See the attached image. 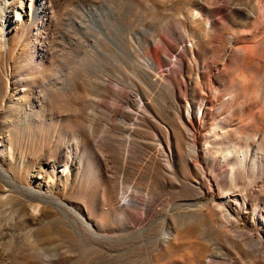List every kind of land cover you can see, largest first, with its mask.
<instances>
[{
  "label": "rangeland",
  "instance_id": "1",
  "mask_svg": "<svg viewBox=\"0 0 264 264\" xmlns=\"http://www.w3.org/2000/svg\"><path fill=\"white\" fill-rule=\"evenodd\" d=\"M19 2L0 264H264V0Z\"/></svg>",
  "mask_w": 264,
  "mask_h": 264
},
{
  "label": "bare ground",
  "instance_id": "2",
  "mask_svg": "<svg viewBox=\"0 0 264 264\" xmlns=\"http://www.w3.org/2000/svg\"><path fill=\"white\" fill-rule=\"evenodd\" d=\"M42 2L39 4V9L42 7ZM24 13V4L19 2L17 5V0H0V25L2 26V31L5 32L7 23H17L21 22ZM30 17L38 18L39 12L36 10L34 12L29 10Z\"/></svg>",
  "mask_w": 264,
  "mask_h": 264
}]
</instances>
